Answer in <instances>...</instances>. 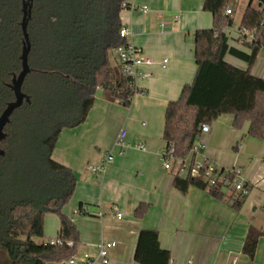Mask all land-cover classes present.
<instances>
[{"label": "trees", "instance_id": "trees-1", "mask_svg": "<svg viewBox=\"0 0 264 264\" xmlns=\"http://www.w3.org/2000/svg\"><path fill=\"white\" fill-rule=\"evenodd\" d=\"M23 1L0 0V115L15 99L11 83L22 69ZM124 1L31 0V70L23 84L30 100L14 111L5 127V155L0 157V251L7 252L15 264H49L77 255L79 230L63 213L75 191L76 176L54 159L53 152L64 128L86 120L98 88L109 100L126 106L135 95L131 80L112 62L116 48L127 42L120 35ZM253 1L239 26L253 36L242 43L244 49L232 46L226 31L234 22L225 13L230 0L204 1L213 24L194 33L196 75L180 97L168 103L165 113V148L173 147L176 157L185 158L202 125H211L224 114L234 116L236 128L249 122V134L264 141V78L251 72L264 47V0L258 6ZM241 39L239 35L237 41ZM227 54L245 61L247 69L228 63ZM173 185L183 192L192 185L207 189L218 199L228 193L219 185L209 186L175 172ZM242 198H233L232 205L239 209ZM149 207L140 203L134 215L144 217ZM78 211L88 214L83 204ZM47 213L59 216L62 244L35 241L45 235ZM260 237H264V227L250 226L243 245L250 260ZM134 259L138 264H171L172 257L170 250L161 247L158 230L141 229Z\"/></svg>", "mask_w": 264, "mask_h": 264}, {"label": "crops", "instance_id": "crops-1", "mask_svg": "<svg viewBox=\"0 0 264 264\" xmlns=\"http://www.w3.org/2000/svg\"><path fill=\"white\" fill-rule=\"evenodd\" d=\"M204 1L126 0L134 8L123 9L121 19L133 33L130 40L151 58L147 67L151 76L136 82L141 93L130 99L129 106L109 100L102 90L86 120L62 130L53 152L54 159L76 176L75 191L63 208L79 230L76 256L96 254L97 246L109 241L116 245L108 264H138L134 254L139 232L155 229L161 247L171 252V264L189 260L192 264H264V237L253 260L243 253L250 226L264 227L256 215L258 207L264 212V141L249 134L250 123L236 128L234 116L224 114L201 137L210 160L241 169L249 192L239 209L232 205V199L241 195L238 192L228 191L229 195L218 199L194 185L186 192L177 189L174 172L164 168L161 157L167 105L180 97L197 72L194 33L213 24ZM238 30L231 45L244 49L237 41ZM113 60L119 68L116 54ZM225 60L247 69V63L232 54ZM251 72L264 78V47ZM121 128L127 130L128 146L123 148L115 145ZM137 144H144L145 150ZM108 151L115 154L114 162L102 173H91L88 165L101 162ZM144 202L149 203V211L137 218L134 211ZM80 204L88 214L77 213ZM59 231V216L47 213L44 241L58 238Z\"/></svg>", "mask_w": 264, "mask_h": 264}, {"label": "built area", "instance_id": "built-area-1", "mask_svg": "<svg viewBox=\"0 0 264 264\" xmlns=\"http://www.w3.org/2000/svg\"><path fill=\"white\" fill-rule=\"evenodd\" d=\"M123 8H134V5L128 4L126 1L122 3ZM226 14L232 15L233 9L227 7ZM240 37L242 38L240 43L244 41L252 40V34L247 33L244 29L238 30ZM132 31L129 26L123 25L120 30V35L127 38L125 44L119 45L115 52L117 62L120 71L123 76L129 78L132 82V86L135 90V94L138 92L136 82L139 79L148 78L151 72L147 69L151 65V58L147 57L143 53L142 47L136 45L130 37ZM132 98V97H130ZM210 131L209 124H203L201 132L196 138L189 154L185 158L176 157L174 155V148H164L161 152L164 168L175 172L177 175L183 177H192L195 179H201L205 181L209 186L219 185L223 191L238 192L241 195L248 194L249 187L242 176V171L239 167H224L212 160L206 155V144L201 140L203 134ZM127 130L121 128L115 145L123 148L128 146L126 143ZM136 147L140 150H145L144 144H137ZM115 160V154L113 151H108L104 159L96 164H89L88 170L93 174H99L106 170ZM115 212L118 218L122 217V214ZM79 213V211H77ZM51 244H62L63 241L60 238L50 240ZM116 245V242L102 241L97 246V253L92 255L90 253H84L81 256H73L72 258L62 262H50L49 264H108L110 262V250ZM192 260H189L187 264H192Z\"/></svg>", "mask_w": 264, "mask_h": 264}, {"label": "water", "instance_id": "water-1", "mask_svg": "<svg viewBox=\"0 0 264 264\" xmlns=\"http://www.w3.org/2000/svg\"><path fill=\"white\" fill-rule=\"evenodd\" d=\"M31 7V0L23 1V17L21 21L22 32L24 36L23 49L21 54L22 69L18 75L14 76L11 83V88L14 91L15 99L7 103L5 109L0 115V157L5 155V150L2 147L3 141L7 138L5 127L10 122L11 116L14 111L19 108L24 102H29L30 100L28 95L23 91V84L31 70L29 65L31 43L28 33V24L31 18Z\"/></svg>", "mask_w": 264, "mask_h": 264}, {"label": "rangeland", "instance_id": "rangeland-1", "mask_svg": "<svg viewBox=\"0 0 264 264\" xmlns=\"http://www.w3.org/2000/svg\"><path fill=\"white\" fill-rule=\"evenodd\" d=\"M249 1L250 0H230V3H231L233 10H234V13L232 14L234 22H233L231 28L228 30V32L230 33V39L232 37H234L235 35H237L236 31L238 30V28L240 26V21H241L243 12H244L246 6L248 5ZM258 3H259V0L253 1L254 6H258ZM112 62L114 64L113 57H112ZM102 92H103L102 89L98 88L96 91V95L100 96ZM229 194L230 193L228 192V195ZM233 195H235V194H233ZM256 215L260 218V220L264 221V212L262 210V207H258V210L256 211ZM43 240H44L43 238H36L35 241L37 243H42ZM92 255H95V254H92ZM0 264H15V263L8 260L7 252L0 251Z\"/></svg>", "mask_w": 264, "mask_h": 264}, {"label": "bare ground", "instance_id": "bare-ground-1", "mask_svg": "<svg viewBox=\"0 0 264 264\" xmlns=\"http://www.w3.org/2000/svg\"><path fill=\"white\" fill-rule=\"evenodd\" d=\"M54 239H57V238H54ZM51 240H53V239H51ZM49 242H50V240H49Z\"/></svg>", "mask_w": 264, "mask_h": 264}]
</instances>
